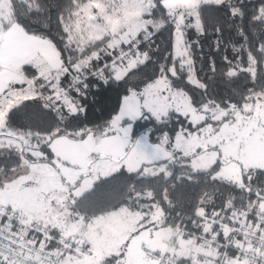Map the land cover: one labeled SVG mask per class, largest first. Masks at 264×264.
<instances>
[{
    "label": "snow or ice",
    "instance_id": "snow-or-ice-1",
    "mask_svg": "<svg viewBox=\"0 0 264 264\" xmlns=\"http://www.w3.org/2000/svg\"><path fill=\"white\" fill-rule=\"evenodd\" d=\"M0 264H264V0H0Z\"/></svg>",
    "mask_w": 264,
    "mask_h": 264
},
{
    "label": "trees",
    "instance_id": "trees-1",
    "mask_svg": "<svg viewBox=\"0 0 264 264\" xmlns=\"http://www.w3.org/2000/svg\"><path fill=\"white\" fill-rule=\"evenodd\" d=\"M109 103H111V101H108ZM144 122H142V124H143ZM138 130H143V128L141 127V128H139Z\"/></svg>",
    "mask_w": 264,
    "mask_h": 264
}]
</instances>
